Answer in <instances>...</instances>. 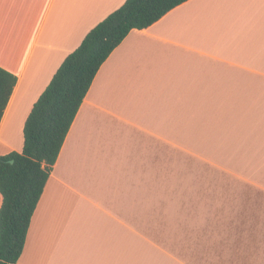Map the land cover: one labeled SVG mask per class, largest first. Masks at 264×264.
Segmentation results:
<instances>
[{"label": "crops", "instance_id": "1", "mask_svg": "<svg viewBox=\"0 0 264 264\" xmlns=\"http://www.w3.org/2000/svg\"><path fill=\"white\" fill-rule=\"evenodd\" d=\"M126 0H0L17 83L0 155L85 34ZM2 196L0 194V206ZM19 264H264V0H188L98 70Z\"/></svg>", "mask_w": 264, "mask_h": 264}, {"label": "trees", "instance_id": "2", "mask_svg": "<svg viewBox=\"0 0 264 264\" xmlns=\"http://www.w3.org/2000/svg\"><path fill=\"white\" fill-rule=\"evenodd\" d=\"M187 1L126 0L64 58L25 119L22 150L0 155V264H19L32 216L104 61L131 30L149 28ZM17 80L0 67V122Z\"/></svg>", "mask_w": 264, "mask_h": 264}, {"label": "water", "instance_id": "3", "mask_svg": "<svg viewBox=\"0 0 264 264\" xmlns=\"http://www.w3.org/2000/svg\"><path fill=\"white\" fill-rule=\"evenodd\" d=\"M11 162H13V160H11Z\"/></svg>", "mask_w": 264, "mask_h": 264}]
</instances>
